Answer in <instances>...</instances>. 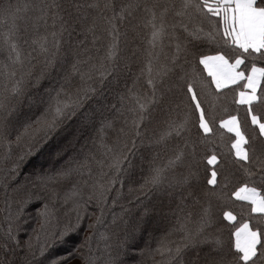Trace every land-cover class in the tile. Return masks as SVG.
Listing matches in <instances>:
<instances>
[{
	"label": "snow or ice",
	"instance_id": "snow-or-ice-1",
	"mask_svg": "<svg viewBox=\"0 0 264 264\" xmlns=\"http://www.w3.org/2000/svg\"><path fill=\"white\" fill-rule=\"evenodd\" d=\"M256 61L264 0H0V264H98L100 239L103 264H264ZM60 136L63 163L25 175Z\"/></svg>",
	"mask_w": 264,
	"mask_h": 264
},
{
	"label": "trees",
	"instance_id": "trees-1",
	"mask_svg": "<svg viewBox=\"0 0 264 264\" xmlns=\"http://www.w3.org/2000/svg\"><path fill=\"white\" fill-rule=\"evenodd\" d=\"M4 2H9V0H4ZM11 3H15L16 0H10ZM139 42V41H137ZM256 64L258 67H264V61H256ZM206 75V73H205ZM231 111V109H229ZM229 111H225L223 109H220L218 111V117L227 119ZM235 114V113H233ZM240 116H243V112L240 113ZM218 126V125H217ZM258 131V129H257ZM232 134L227 133L226 129H219V132L217 135L214 137L213 143L209 146L210 148H215L217 152H228L231 148V141L230 137ZM66 140L64 139L63 136L60 137H54L47 141L44 145H41V148L37 150L36 153H33L31 157H29L25 161V175L28 173H31L33 171L39 172L40 169L43 167L45 170L50 169L53 166H59L60 164L63 163V149L65 147ZM79 147V146H77ZM247 147V146H245ZM40 159L42 161L40 162ZM206 164V160L204 161ZM212 166H209L211 168ZM258 192H261L260 189H258ZM264 194V193H261ZM240 202H237L239 204ZM246 203V202H245ZM119 211V208L117 207L116 209ZM227 210H232L233 214L237 216V223L240 220V209L236 207L235 205H230L227 202H223L221 204L220 208H217V211L221 214L222 216V211H227ZM160 211L158 209V215L160 214ZM164 213H167L168 209L167 207H164L162 209ZM107 220H111V215L106 216ZM89 221H84L82 227L84 229L87 228V224ZM225 223H228L225 221ZM33 226H35L34 222H32ZM30 231V229L28 230ZM148 231L150 235L145 236V241H148L151 239L152 247L155 248L157 246V243L164 238L166 228L163 224H157L155 221L149 224L148 226ZM101 232H104V229H101ZM26 232L21 233V237L25 238L26 237ZM87 232H81L78 234V238L76 236L73 237L74 240L79 242V239H82L84 235H86ZM141 248L144 247V241H139ZM210 242V241H209ZM71 246H65V247H59L55 250L56 254H59L61 256H67L68 255V250L70 249ZM106 255V249L104 245L103 239H100V243L98 245V250L96 252L98 264H103L104 257ZM135 256L136 260H132L131 257ZM128 260V264H137V261L140 259L138 252H129L128 257H125ZM157 260L160 259L159 256L156 257ZM70 264H78L77 260H71Z\"/></svg>",
	"mask_w": 264,
	"mask_h": 264
},
{
	"label": "rangeland",
	"instance_id": "rangeland-1",
	"mask_svg": "<svg viewBox=\"0 0 264 264\" xmlns=\"http://www.w3.org/2000/svg\"><path fill=\"white\" fill-rule=\"evenodd\" d=\"M42 161V159H40V162Z\"/></svg>",
	"mask_w": 264,
	"mask_h": 264
}]
</instances>
